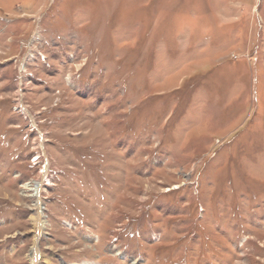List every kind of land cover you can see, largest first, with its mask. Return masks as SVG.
<instances>
[{
  "label": "rangeland",
  "instance_id": "rangeland-1",
  "mask_svg": "<svg viewBox=\"0 0 264 264\" xmlns=\"http://www.w3.org/2000/svg\"><path fill=\"white\" fill-rule=\"evenodd\" d=\"M0 264H264V0H0Z\"/></svg>",
  "mask_w": 264,
  "mask_h": 264
},
{
  "label": "bare ground",
  "instance_id": "bare-ground-1",
  "mask_svg": "<svg viewBox=\"0 0 264 264\" xmlns=\"http://www.w3.org/2000/svg\"><path fill=\"white\" fill-rule=\"evenodd\" d=\"M45 169H46V166H45ZM43 172H44V174H45L46 170H44ZM38 193H39V192H38ZM36 220H37V221H36ZM36 220H35V221H36V225H37V223L39 222V220H38V218H36ZM35 221H34V222H35ZM38 227H39V230H40L41 227H40L39 225H38ZM36 255H37V252H36V251H33V253L31 254V258H30V260H31L32 263L35 262Z\"/></svg>",
  "mask_w": 264,
  "mask_h": 264
}]
</instances>
